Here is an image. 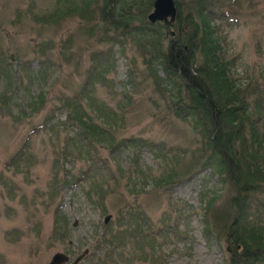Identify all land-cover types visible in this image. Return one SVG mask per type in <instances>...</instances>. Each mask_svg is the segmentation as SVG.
Masks as SVG:
<instances>
[{"label": "rangeland", "instance_id": "obj_1", "mask_svg": "<svg viewBox=\"0 0 264 264\" xmlns=\"http://www.w3.org/2000/svg\"><path fill=\"white\" fill-rule=\"evenodd\" d=\"M59 1L0 0V264H47L56 251L69 264L85 249L77 264H92L96 257L98 264H145L130 260L138 253L132 244L115 245L104 263L103 249L95 251L103 226L118 239L122 221L150 227L153 244L144 249L156 264H225L224 217L209 222L207 238L201 213L208 200V212L218 208L228 188L211 166L187 168L199 146L198 131L171 106L172 91L156 88L147 76L144 42L120 28L106 30L97 19H59ZM214 1L213 26L231 61L228 74L249 105L264 107V0ZM125 8L135 30L141 26L137 10L128 3ZM102 34L109 39L99 42ZM98 58L105 63L87 94L115 113L114 143L126 140L127 146L85 139L86 153L80 149L79 156L72 142L77 131L63 123V105L75 97L84 104L80 89ZM38 93L43 106L32 113ZM167 174L171 184L152 186ZM253 199V208L264 205V192ZM138 212L140 221L134 219ZM58 214L64 235L54 226Z\"/></svg>", "mask_w": 264, "mask_h": 264}, {"label": "trees", "instance_id": "obj_2", "mask_svg": "<svg viewBox=\"0 0 264 264\" xmlns=\"http://www.w3.org/2000/svg\"><path fill=\"white\" fill-rule=\"evenodd\" d=\"M127 3L129 6L133 4L139 15L141 26H136L135 30L130 24L132 13L125 8ZM151 3L152 0H60L55 17L66 19L78 15L87 21L97 19L106 30L115 32L120 28L121 33L131 35V39H142V63L148 71L147 76L152 77L156 88L166 87L172 91L171 106L184 119L191 118L192 127L198 131L199 146L194 150L196 152L187 168L196 164L211 166L213 173L228 188L227 198L218 208L208 212L212 201L205 202L201 213L203 235L207 238L211 236L209 222L222 215V228L227 229L225 264H264V205L256 203L258 207H252L254 196L264 192V119L260 120L264 107L257 101L249 105L242 95L243 90L234 85L228 74L231 61L222 53L220 38L213 26L214 0H174L176 16L170 25L173 36L166 33L161 21L150 23L145 20ZM86 31H93L92 25ZM107 38L102 34L98 41ZM163 39L166 41L162 45ZM96 61L80 89L86 93L82 98L84 104L75 97L63 105L66 110L63 123L77 131L72 142L79 145L78 149L73 145L79 156L82 155L78 154L81 150L86 153L81 144L85 139H95L112 148L127 146L126 140L114 143L112 128L115 126V113L87 94L91 78L100 72L97 69L100 63H105L103 58ZM154 64L159 66L161 75L154 69ZM43 100L42 93H38L36 101H31L30 111L37 112L43 106ZM93 119L100 120L102 126L93 123ZM168 174L151 182L152 186L171 184ZM99 182L105 181L99 179ZM102 186L101 183L100 192L104 198ZM120 208L116 211L118 215L122 214ZM122 208L126 210L127 203ZM252 208L254 211H250ZM57 217L54 226L59 224L57 231L64 235V218L59 216L60 224ZM137 218L140 221L143 215L138 212L137 216L134 215V219ZM121 223L124 230L120 231L118 239L112 228L106 226L96 234L95 251L100 248L105 252L102 263L111 259L110 249L115 245L132 244L138 253L130 260L156 264L152 254H147L144 249L151 248L153 244L150 227L140 223ZM95 259L96 262H93L91 258L90 263L98 264L99 257Z\"/></svg>", "mask_w": 264, "mask_h": 264}, {"label": "water", "instance_id": "obj_3", "mask_svg": "<svg viewBox=\"0 0 264 264\" xmlns=\"http://www.w3.org/2000/svg\"><path fill=\"white\" fill-rule=\"evenodd\" d=\"M176 16V7L174 0H152L151 9L146 15V19L150 23L161 21L166 28V33L173 36L174 32L170 29V25L174 22ZM109 214L104 216L103 223H106ZM87 253L83 250L69 264H77ZM68 261V256L60 251L54 252L47 264H63Z\"/></svg>", "mask_w": 264, "mask_h": 264}]
</instances>
